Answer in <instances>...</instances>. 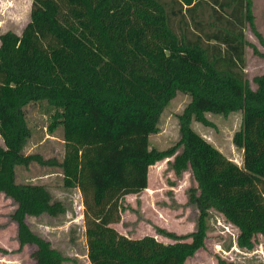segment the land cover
Instances as JSON below:
<instances>
[{
	"label": "trees",
	"instance_id": "obj_1",
	"mask_svg": "<svg viewBox=\"0 0 264 264\" xmlns=\"http://www.w3.org/2000/svg\"><path fill=\"white\" fill-rule=\"evenodd\" d=\"M198 1L31 0L20 34L0 33V194L15 204L16 249L32 244V264L65 258L26 216H57L66 208L44 185L15 182L14 167L31 162L59 167L62 185L79 190L89 264H184L203 247L209 210L235 227L237 248L251 250L258 235L264 239V71L252 77L254 88L242 73L244 46L264 54L244 39V20L263 48L264 39L249 0H211L215 30L192 34L185 16ZM176 91L189 95L176 116L177 142L149 147ZM33 102L50 110L49 131L62 129L60 161L23 151L30 136L25 107ZM231 112L241 113L232 136L241 167L191 127L213 126L206 113ZM169 157L175 176L189 170L195 182L186 191L197 209L193 230L155 227L166 243L118 233L111 224L128 208L124 196L146 188L148 167ZM215 263L232 264L220 256Z\"/></svg>",
	"mask_w": 264,
	"mask_h": 264
},
{
	"label": "rangeland",
	"instance_id": "obj_2",
	"mask_svg": "<svg viewBox=\"0 0 264 264\" xmlns=\"http://www.w3.org/2000/svg\"><path fill=\"white\" fill-rule=\"evenodd\" d=\"M31 0H0V33L10 30L20 34L28 21ZM253 23L259 33L264 34L263 0H249ZM211 0H199L194 12L185 16L187 30L203 38L205 32L215 30L218 24L214 18ZM198 21L195 27L193 21ZM175 29V19L172 21ZM243 37L252 38L255 48L264 54V48L250 32L247 22L242 23ZM264 36V35H263ZM264 39V37H262ZM203 41V44H211ZM264 71V56L254 53L250 46H244L242 54L243 77L251 88V79ZM189 101V95L176 91L160 112L157 131L148 136L149 147L161 150L175 145L178 139L177 114ZM25 117L30 127L24 153H38L43 158L53 157L60 161L64 154V141L60 126L49 131L50 110L44 102H33L25 107ZM213 126H203L191 121L192 129L203 139L219 150L228 160L242 166V150L232 143L233 133L239 128L241 113L231 112L226 115L206 113ZM1 144V139H0ZM167 160L157 161L147 170L146 188L137 194H127L123 204L128 206L120 214V220L111 226L120 234L131 238L143 235L154 236L161 242L170 240L155 234V227L172 231L176 234H187L193 230L197 209L187 203L186 191L195 182L186 170L175 176ZM60 168L57 166L39 165L31 162L27 166H15L16 183L42 184L52 199L61 201L66 210L57 216L41 214L26 216L28 227L47 239L50 245L65 258L62 264H89L85 252L83 220L81 216V195L76 187L66 188L62 185ZM14 202L0 194V264H32L30 253L32 244H25L17 250L15 240V223L10 219ZM206 232L203 247L199 248L184 264H216L215 256H220L232 264H264V239L258 235L251 250L237 248L234 244L235 227L226 223L221 215L209 210L205 220ZM1 250H4L2 252Z\"/></svg>",
	"mask_w": 264,
	"mask_h": 264
},
{
	"label": "crops",
	"instance_id": "obj_3",
	"mask_svg": "<svg viewBox=\"0 0 264 264\" xmlns=\"http://www.w3.org/2000/svg\"><path fill=\"white\" fill-rule=\"evenodd\" d=\"M263 4H264V0H263ZM259 32V31H258ZM262 37H264L263 35V33H261L260 34ZM248 42H250V43H252L253 45H256V44H254V42L252 41V38L249 40V38H248V40H247ZM258 49V48H257ZM259 51V50H258ZM260 52V51H259ZM262 53V52H261ZM26 219V218H25ZM235 229V228H234ZM235 231H236V229H235ZM237 232V231H236ZM235 244V243H234Z\"/></svg>",
	"mask_w": 264,
	"mask_h": 264
},
{
	"label": "built area",
	"instance_id": "obj_4",
	"mask_svg": "<svg viewBox=\"0 0 264 264\" xmlns=\"http://www.w3.org/2000/svg\"><path fill=\"white\" fill-rule=\"evenodd\" d=\"M80 209H82V206L80 205ZM82 216V215H81Z\"/></svg>",
	"mask_w": 264,
	"mask_h": 264
}]
</instances>
